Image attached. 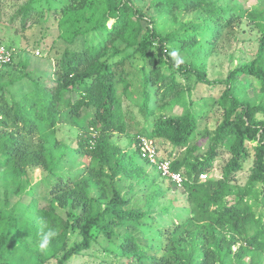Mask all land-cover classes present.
<instances>
[{
	"label": "trees",
	"instance_id": "obj_1",
	"mask_svg": "<svg viewBox=\"0 0 264 264\" xmlns=\"http://www.w3.org/2000/svg\"><path fill=\"white\" fill-rule=\"evenodd\" d=\"M21 1L12 19L21 30L43 25L36 45L56 30L66 47L46 68L0 65V180L11 178L18 192L39 169L46 202L29 187L31 201L8 209L0 188V264H67L93 246L106 264H264V0L251 8L234 0ZM165 20L172 27L158 33ZM247 30L259 33L254 57L210 81L207 59ZM173 48L185 60L178 68ZM198 84L223 86L212 100L221 114L213 131L198 132ZM125 102L142 118L134 151L111 140L129 136ZM65 115L85 121L74 146L57 137ZM144 138L159 141L162 159L182 176L181 187L168 182L183 191L180 207L176 198L163 205L167 194L144 171ZM49 227L59 234L41 252L39 234Z\"/></svg>",
	"mask_w": 264,
	"mask_h": 264
},
{
	"label": "rangeland",
	"instance_id": "obj_2",
	"mask_svg": "<svg viewBox=\"0 0 264 264\" xmlns=\"http://www.w3.org/2000/svg\"><path fill=\"white\" fill-rule=\"evenodd\" d=\"M257 0H234L232 3L233 6L236 4H241L245 7H254ZM21 0H2L0 3V45H4L7 48L11 49L13 54V60L15 62L28 61L30 64L39 65L40 67H48V63H53V61L62 54V51L66 47V44L61 40H57L55 37L57 35L56 30L48 31L47 37L43 40V44L36 45L37 41H40L41 36L44 34L43 25L36 27V29L26 31L21 30L20 23L18 20H12L17 8L21 4ZM143 3V4H142ZM137 2L138 6H143L147 2ZM190 17H185V20H189ZM172 27V24L165 20L163 23H159L156 26L158 33L165 34ZM259 33L255 30H247L243 33L237 35L234 40L230 42H225L224 47L219 49V52L215 55H211L206 62L208 78L210 81L219 80L222 81L226 78L228 73L232 71L239 62H245L251 60L257 50V38ZM56 39V40H55ZM36 67V66H35ZM31 69V68H30ZM33 70L35 68H32ZM185 80V79H183ZM23 88V89H22ZM21 90H25L22 87ZM220 89H223V86L211 88L205 84H198L193 89L195 97H201L204 100L202 102H196L193 106L194 113L197 114L198 120V132L205 130L213 131L220 119V110L217 106H212V100H215L220 92ZM251 93V89L247 90ZM129 108V110H127ZM124 112H127L129 120V136L120 137L112 136L111 140L114 144L120 146L122 149H132L134 151L137 148V145L133 144L131 140L134 137L135 132L142 131L141 122L142 118L137 113L136 109L130 108L128 102L124 103L123 106ZM87 113H90L89 111ZM85 121L82 119L71 118L67 115L62 119L61 125L57 132L58 139L64 141L67 144L72 146L75 145L77 132L82 131L84 128ZM133 124V125H131ZM134 124H138L139 127L135 128ZM199 139V137H198ZM197 139V140H198ZM157 149L158 155L162 159L163 157V147L160 145L159 141L154 140ZM198 143H201V140H198ZM229 144L227 143L219 152V156L215 162V170L213 175L219 176L221 167L227 162L229 154L227 149ZM147 162L145 160H142ZM250 159L246 160L243 163L242 169L237 173L236 181L240 185H243L246 181V178L249 174ZM145 172L149 174L150 178H156L157 185L167 194V199L163 198L161 202L163 205H167L168 200L176 198L175 206L180 207L182 205L183 191L169 190V180L160 176L159 172L156 170L155 166L149 162L142 164ZM43 178V174L39 169L28 172L27 179L23 180L22 190L15 192L18 184L10 183L11 178L4 177L0 180V188L3 190V196L1 197L2 202L5 207L10 209L15 205L17 201L24 204H28L31 201V197L26 196L25 191L29 190V187L33 189V195L39 196V205H44L45 202V190L41 187L39 181ZM127 183H124L123 188H126ZM120 187V188H121ZM5 190V192H4ZM136 191L141 193L143 192L142 187H137ZM144 203V200L138 201L135 203V207H140ZM57 213L66 218V212L58 209ZM75 238V237H74ZM79 240V238H78ZM101 243V239H99ZM94 252V253H93ZM98 249L93 246L92 250L85 252L84 254L73 256L67 264H106L103 263L100 258H97L96 255H99ZM15 263V261H13ZM25 262V261H24ZM26 263V262H25ZM47 264H55L54 260L48 261Z\"/></svg>",
	"mask_w": 264,
	"mask_h": 264
},
{
	"label": "built area",
	"instance_id": "obj_3",
	"mask_svg": "<svg viewBox=\"0 0 264 264\" xmlns=\"http://www.w3.org/2000/svg\"><path fill=\"white\" fill-rule=\"evenodd\" d=\"M13 59V55L10 50L4 46L0 45V65H5ZM139 156L142 160L149 162L157 168L160 175L167 180L174 183L177 187H181L183 183V178L179 173H174L170 169V162L160 159L158 155V149L151 139H142L138 144ZM208 179V174L202 173L199 175V180L204 181Z\"/></svg>",
	"mask_w": 264,
	"mask_h": 264
},
{
	"label": "clouds",
	"instance_id": "obj_4",
	"mask_svg": "<svg viewBox=\"0 0 264 264\" xmlns=\"http://www.w3.org/2000/svg\"><path fill=\"white\" fill-rule=\"evenodd\" d=\"M168 55L174 62V67L178 68L180 65L185 63L184 57L181 55L179 48H173ZM58 230L49 227L47 231H43L39 234V243L37 245L38 250L45 252L50 248V245L54 238L58 236Z\"/></svg>",
	"mask_w": 264,
	"mask_h": 264
}]
</instances>
